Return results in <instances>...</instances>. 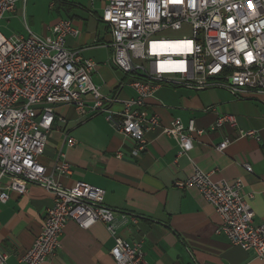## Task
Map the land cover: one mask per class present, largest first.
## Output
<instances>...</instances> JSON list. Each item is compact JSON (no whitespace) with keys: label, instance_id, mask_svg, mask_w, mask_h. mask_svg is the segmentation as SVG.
<instances>
[{"label":"built area","instance_id":"2783aa9c","mask_svg":"<svg viewBox=\"0 0 264 264\" xmlns=\"http://www.w3.org/2000/svg\"><path fill=\"white\" fill-rule=\"evenodd\" d=\"M26 2L0 0V20L18 3L24 9ZM100 19L111 35L106 45L112 49L108 62L129 79L133 96L101 93L91 80L94 60L66 46L68 36L80 33L69 19L55 22L44 36L30 30L26 35L0 34V203L8 199L9 192L25 193L29 183L53 196L38 235L12 264H41L53 257L69 220L83 229L101 222L113 239L109 255L116 264H151L144 259L140 242L118 236L114 214L119 210L104 203L101 187L85 181L69 187L59 184L54 175L72 171L62 152L51 170L38 160L54 121L55 105L70 104L78 115L103 114L117 133L135 141L133 154L145 149V132L159 128L176 140L178 156H188L193 134L203 132L193 119L184 125L174 118L168 126H161L157 114L142 113L158 86L218 88L237 99L264 93V0H104ZM183 25L190 27L188 36L161 34L180 30ZM168 49L177 53H162ZM113 104L121 108L113 110ZM223 126L236 134L222 139L216 145L219 151L233 139L256 137L254 130L240 128L233 114L218 115L211 129ZM66 144L72 146L75 140L67 135ZM121 156V151L116 153ZM244 169L250 172L251 166L246 163ZM174 185L195 187L220 215L216 232L223 233L229 243L264 258V222L253 221L249 203L253 193L244 191L240 179L214 181L209 172L195 168ZM8 257L0 251V264H10Z\"/></svg>","mask_w":264,"mask_h":264},{"label":"crops","instance_id":"0c3cea01","mask_svg":"<svg viewBox=\"0 0 264 264\" xmlns=\"http://www.w3.org/2000/svg\"><path fill=\"white\" fill-rule=\"evenodd\" d=\"M33 5L53 10L46 27L33 30L29 26L27 3L24 9L18 3L0 23L15 19L19 11L25 32L16 35H26L30 30L44 36L58 20H71L80 33L68 36L66 46L94 60L96 68L91 80L101 93L134 95L126 75L108 62L112 49L106 45L111 35L100 19L104 0H33ZM120 108L119 104L111 106L116 111ZM142 113L157 114L161 126H168L174 118L184 125L193 119L203 132L193 134L188 156H178L175 139L163 135L159 128L148 130L144 134L146 147L136 155L135 141L117 133L103 114L78 115L74 106L59 103L38 160L51 170L62 152L72 171L54 175L59 184L69 187L76 181H85L101 187L104 203L119 210L114 214L118 236L140 242L144 259L151 264H264V258L252 250L233 245L223 233L216 232L220 215L195 187L174 185L189 177L195 168L209 172L214 181L240 179L244 191L253 193L249 201L253 221L264 222V93L237 99L223 89L195 90L162 84L146 100ZM220 114H233L238 126L254 130L256 137L236 138L222 151L217 150L222 139L236 134L228 126L211 129ZM67 135L75 140L72 146L66 144ZM119 151L122 156L116 157ZM246 163L251 166L250 172L244 169ZM52 202L50 192L29 183L25 193L9 192L8 199L0 203V251L8 253V263H14L31 246ZM112 245L113 239L101 222L83 229L69 220L60 249L41 264H116L109 255Z\"/></svg>","mask_w":264,"mask_h":264},{"label":"rangeland","instance_id":"374dc122","mask_svg":"<svg viewBox=\"0 0 264 264\" xmlns=\"http://www.w3.org/2000/svg\"><path fill=\"white\" fill-rule=\"evenodd\" d=\"M27 8L25 9L26 12V18L29 26L34 30H40L41 28H44L49 23V13L50 16L52 15V11L49 8H44L41 6H35L33 5V0H27ZM23 16L18 11L16 14L15 19L6 22L0 23V32L6 36L9 37L12 34L16 35L19 32H25L24 29V22H23ZM190 33V27L188 25H183L180 30H164L161 34L168 37H181L183 35L188 36Z\"/></svg>","mask_w":264,"mask_h":264},{"label":"bare ground","instance_id":"6f19581e","mask_svg":"<svg viewBox=\"0 0 264 264\" xmlns=\"http://www.w3.org/2000/svg\"><path fill=\"white\" fill-rule=\"evenodd\" d=\"M170 50V49H168ZM163 54H172V53H177L176 51L170 50L169 52H162Z\"/></svg>","mask_w":264,"mask_h":264}]
</instances>
